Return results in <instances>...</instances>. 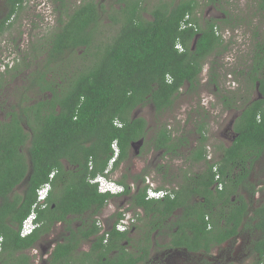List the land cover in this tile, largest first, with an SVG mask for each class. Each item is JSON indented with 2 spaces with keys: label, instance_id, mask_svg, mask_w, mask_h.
<instances>
[{
  "label": "trees",
  "instance_id": "obj_1",
  "mask_svg": "<svg viewBox=\"0 0 264 264\" xmlns=\"http://www.w3.org/2000/svg\"><path fill=\"white\" fill-rule=\"evenodd\" d=\"M24 1L1 2L0 37L14 26ZM55 1L59 2L55 9L59 27L48 30L47 47L42 48L41 43L33 47L38 52L45 50L44 62L30 71L29 83L20 86L12 100L0 102V264H31L29 255L14 253L31 247L39 232H48L55 222H63L70 230V222L80 219L84 209L93 207L94 214H100L109 199L124 195H129L130 206L140 208L145 216L171 215L177 233L185 228L204 233L210 222L205 217H212L213 207H217V220L210 223L218 234L221 219L222 229L238 226L248 213L247 202L242 194L232 201L230 194L237 193L240 186L255 190L249 174L264 154V43L257 45L254 60L243 71L242 94L227 90V96H222L223 107L237 108V113L232 123L233 139L227 145L216 146L221 150L219 160L207 158L210 150L204 115L197 122V143L186 150L185 160L206 166L200 172L183 174L172 198H146L148 185L138 183L139 178L144 180L143 172L134 177V189L133 184L120 179L122 193H101L90 180L106 170L114 142L119 154L112 169L130 158L132 144L139 141L142 147L149 144V149L184 156L180 152L187 145L184 134H176L164 123L147 138L146 119L133 113L146 105H151L155 112H163L183 89L186 93L197 91L207 60H211L209 82L218 85L219 75L213 62L232 41L216 34L220 24L214 18L202 22L196 16L201 0H110L107 7L101 0ZM228 1L206 3L218 5L229 16L223 24L234 28L236 25L230 23L234 19L232 13L223 8ZM257 1L263 3V8L264 0ZM107 9H113L109 18L119 24L110 40L101 37V20ZM77 49L80 53L75 52ZM69 55L77 63L70 72L60 73L51 66L56 60H67ZM15 63L4 73L17 75L19 60ZM2 77L0 71V89L5 81ZM252 89H257L261 97H242ZM242 98V104L235 107L233 104ZM52 172L56 191L47 198L45 209H37L42 225L37 232L21 237L18 229L13 228L15 220L21 224L28 216L37 200L38 188L50 179ZM216 175L223 188L215 186L217 194H213ZM21 183L25 187L18 193L14 188ZM254 211L264 233V204ZM120 215L119 211L115 213ZM99 231L95 225L85 232L86 236L97 234V258L93 261L83 252L84 264L111 262L107 252L115 245H104L105 235H99ZM113 233V239L126 237L116 229L109 231L110 235ZM75 237L71 230V237L55 246L48 263L82 264V257L75 255ZM117 250L122 252L124 246ZM255 250L260 260L264 259V245ZM116 264H133L131 255L118 256Z\"/></svg>",
  "mask_w": 264,
  "mask_h": 264
},
{
  "label": "rangeland",
  "instance_id": "obj_2",
  "mask_svg": "<svg viewBox=\"0 0 264 264\" xmlns=\"http://www.w3.org/2000/svg\"><path fill=\"white\" fill-rule=\"evenodd\" d=\"M2 1H0V4ZM109 1L101 0L104 7H107ZM261 4L263 3L257 0H229L226 4L223 3L225 10L236 15L233 22L230 23L237 25L234 27L237 30L233 31L232 27L225 25L227 30L226 35L232 40V43L230 49L224 51L222 55L218 56L219 59L213 62L214 66L216 65L217 67L219 75L218 85L215 86L209 82L211 60H207L200 75L197 91L186 93L185 89H183L178 97L175 98L172 106L163 112H155L151 105H146L134 111L133 115L144 117L148 123L147 138L153 134L160 124L164 123L175 130L176 134H184L187 145L180 150V152L185 153L184 156L169 153L164 154L162 150L149 149V144L147 146L145 144L142 147V144L140 145L138 142H135V147L130 152V158L109 172L111 180L119 182L120 179H123L126 183H135L134 177L143 172L158 186L178 187V184L182 183L181 176L183 174L188 172L191 174L203 170L206 166L203 162L192 164L190 161L185 160V157L187 154L186 150L194 147L197 143L198 133L196 132V126L198 120L203 119L204 115L207 116L205 118V122H207L205 132L208 150L213 154L215 160L220 159L221 150L218 147L231 142L230 133L228 132V135H226V130H228L229 124L233 123L234 114L237 112V108L231 110L223 107L224 98L222 96H227V90H234L238 94L241 93L240 88H236L243 85V71L250 67L249 64L252 62L250 57L255 48L254 45L264 43V7L260 9L259 6ZM58 5L59 2L55 0H25L19 10V16L14 26L0 37V64L2 60L3 62H7L8 65L19 60L20 64V71L17 75H12L9 72L3 73L2 78L5 81L0 89V102L4 101L8 103L7 101L12 100L15 95L14 93H17L19 87L29 83L28 77L30 71L38 63L44 62L43 60L46 56L45 50L38 52L37 50H33V47L39 43H41L42 48L47 47L45 46V40L49 36L48 30L57 21L58 13L56 7ZM111 10H106L101 20V37L105 40H110L114 37L119 28V24L109 18ZM197 11L200 14V20L203 19L204 15L206 17L220 16L221 12L220 9L211 8L207 4H201L197 8ZM145 15L148 16L147 13ZM254 27L256 28L253 29V31L255 30V34L252 32V28ZM255 40H257V43H255ZM75 52L80 53V50L77 49ZM33 56L36 57L33 59ZM51 66L56 68L60 73H67L71 69H74L77 63L75 60H72V55H69L67 60H56ZM234 80L237 82V86L239 85L238 87ZM253 92L254 89L250 90V97L253 96ZM245 96L247 95H243L242 97ZM249 96L247 97L249 98ZM242 102L243 98L233 105L239 107ZM253 177L258 178L257 180H264V173H256ZM259 189L262 190L263 187ZM16 191L22 193L21 190ZM129 207L133 208L130 206L128 196L111 198L100 214H97V219L109 225L114 221L117 211L129 209ZM127 213L131 215L130 211ZM147 217H151V215H144L142 218H139L138 223L142 224L143 221H148ZM59 230L56 228L54 233ZM38 257L39 254H36L33 259Z\"/></svg>",
  "mask_w": 264,
  "mask_h": 264
},
{
  "label": "flooded vegetation",
  "instance_id": "obj_3",
  "mask_svg": "<svg viewBox=\"0 0 264 264\" xmlns=\"http://www.w3.org/2000/svg\"><path fill=\"white\" fill-rule=\"evenodd\" d=\"M80 1L81 0H77L76 2L79 3ZM206 2L207 0H201L200 6L201 4H207ZM207 5L211 6V8L213 7L217 10L219 9L218 5ZM259 8L261 9L260 6ZM195 14L196 16L200 17L197 9ZM232 16L233 18H235L236 15L232 14ZM228 17L229 16H226L222 12H220V16L206 17L204 15L202 17V22L204 20H211L212 18H214L220 24V27H217L216 29V34L222 37L225 41H232L226 35L227 30L225 25L223 24V21H227ZM63 18L65 17L63 16ZM233 20L231 21L233 22ZM56 27H59L58 21H56L52 25L51 29L54 30ZM253 29L256 28H252V32L255 34V30L253 31ZM236 30L237 29L233 28V31ZM255 43H257V40H255ZM230 47L231 46H229L228 49H230ZM254 47L255 48L251 54L250 60H254L255 52L257 49H259L257 45H254ZM2 63L0 64V71L2 73L5 72V69L7 67L11 68L15 64L13 63L11 65L9 64V66H6L5 64H7V62H3V60ZM235 84L237 86L236 81ZM239 88H241V86L236 89ZM247 96H249V93ZM255 96L261 97L257 89L254 90L253 96L251 98ZM231 110H234V108H232ZM236 113L234 114L235 117ZM227 129L228 130H226V135H228L229 132L230 139L232 140L235 135L234 131L232 130V122L229 124ZM133 147H135L134 144H132V148ZM207 158L211 160L213 158V154L209 152ZM62 162L64 163L63 160ZM261 172L264 173V154L253 164L252 170L249 174V181L254 184L255 190L252 192L250 187L247 188L240 186V188L237 189V193L230 194V199L232 201H234L239 194L243 195L245 201L247 202L248 213L243 216L239 225L235 228L230 227L228 229H222L224 228V219H221L218 224L219 228L221 229V232L219 234L210 223L211 221L217 220V216L215 214L217 207L212 208V217L208 215L205 217V219L207 221L210 220V222L207 223L208 225L205 227V232L199 234L197 232H194L193 230H190L189 228H185V230L181 233L175 232L177 226H175L174 224L175 218H173L171 215L157 218L152 217L151 215V217H147L149 219L148 221H143V223L140 224L138 223V220L139 218H142L144 216L143 211L140 208L130 207L129 209L126 208L122 211L119 210V212H121V215L119 217L115 216L114 221L111 222V224L107 225L104 223V221L102 222L97 219V215L94 214L93 207H88L87 209H84L82 211L80 219L72 220L70 222V230H68L67 226L64 225L63 222H55L50 226L48 232H39L36 241L31 247H27L20 252H15L14 256H19L20 254L28 255L29 253L39 254V257L36 258L35 261H32L31 258V264H49L48 259L50 258L51 252L53 251L55 246L58 243H63L66 237L70 238L71 230H73L74 235H76L75 239L73 240L75 245V255L78 257H82L83 252H85L91 260L95 261L97 258V253L95 252L97 245V234L90 233L88 236H86L85 232L87 230H91L92 226L97 225L100 228L99 235H102L103 233L105 235L103 244L109 245L111 244V242H113V244L115 245L113 249H109V251L107 252L108 257L111 260V262L108 261L107 264H116L118 256L127 254L131 255L133 264H264V259L260 260L259 254L255 250L256 247H261L264 245V243H262V241L264 240V233H262L261 229L258 227L260 218L259 216L254 217V210L264 204V180H257L258 178L253 177L254 175H256V173ZM54 178L55 175L52 176L51 179H49L50 187L47 191V196L45 197V199L41 202H35L33 204L34 207H32V209L35 212V218L33 220L34 228L30 234L37 232L42 225V221L38 220L37 209L39 208V212L45 209V206L47 205V198L51 195V193H54L56 191V188L52 184ZM214 180L215 182L213 184L212 190L213 194H217V191H215L214 189L215 186H217L218 189H222L223 184L219 181V175H216ZM149 181H151V179H149V176H147V174L144 175L143 181L141 178L138 179V183L143 185H148ZM135 183L131 184L134 185ZM154 186L157 189H164L166 191H169V194L166 196H170L171 198L173 197V190L177 188L174 186L159 187L157 184H154ZM24 187V183H21L14 189L15 191L21 190V192H23ZM261 187H263L262 190L259 189ZM132 189H134V187ZM124 196L129 197V195ZM194 200H204V198H194ZM235 203H240V201L236 200ZM129 211L132 215H130V217L132 218L131 221L125 225L124 230H118L117 225L119 223V220L123 217L124 213H127ZM175 213H177V210L174 211V214ZM25 219L26 217L22 220L21 224H18V220H15V225L13 227L18 229L19 235L21 237L30 235H22V224ZM56 228L60 230L54 233V230ZM114 229L120 232H124L126 237L113 239L115 233L110 235L109 231ZM211 230L212 232H209ZM226 231L229 232L227 233ZM120 245L124 246V250L122 252H119L117 250ZM47 251L49 252L48 258L46 259L44 255ZM90 259L88 260L89 262H91ZM114 261H116V263ZM81 262L82 264H84L86 260L82 257Z\"/></svg>",
  "mask_w": 264,
  "mask_h": 264
},
{
  "label": "built area",
  "instance_id": "obj_4",
  "mask_svg": "<svg viewBox=\"0 0 264 264\" xmlns=\"http://www.w3.org/2000/svg\"><path fill=\"white\" fill-rule=\"evenodd\" d=\"M114 155L112 159L110 160V163H112L115 159V157L118 154V149L114 146ZM111 168L110 166L105 170V173L109 172V169ZM54 172H52L49 175V178L51 179L53 176ZM92 182H98L97 188L99 192L105 193V192H111L115 193L118 191L122 190V186L117 184L114 180H111L109 178H106L103 175H97L94 179H92ZM50 185L49 182H45L43 185H41L38 190H37V200L38 202H41L45 199L47 195V191L49 189ZM169 191H166L164 189H157L154 184L149 181L148 182V187H147V196L146 198L148 199H160L163 198L164 196L168 195ZM34 207V206H33ZM35 218V212L33 209H31V212L28 214L26 219L23 221L22 224V235L30 234L34 228L33 226V220ZM131 217L129 214L123 215V217L119 220V223L117 225L118 230L122 231L124 230V227L127 223L131 221Z\"/></svg>",
  "mask_w": 264,
  "mask_h": 264
},
{
  "label": "clouds",
  "instance_id": "obj_5",
  "mask_svg": "<svg viewBox=\"0 0 264 264\" xmlns=\"http://www.w3.org/2000/svg\"><path fill=\"white\" fill-rule=\"evenodd\" d=\"M176 47L177 48H179L180 49V46H179V44H176ZM114 146L118 149V153H119V148H118V146H117V144L114 142L113 144H112V149H113V154H112V157H113V155H114ZM117 156H118V154H117ZM117 156L115 157V159L117 158ZM112 157L110 158V160L112 159ZM115 159H114V161H115ZM110 160H109V162H108V166H107V168L110 166V164H111V168L109 169V172L111 171V169H112V165H113V163H114V161L112 162V163H110ZM106 168V169H107ZM109 172L108 173H105V171H104V173L103 174H98V175H103V176H105L106 178H109ZM95 178V177H94ZM93 178V179H94ZM110 179V178H109ZM91 182H92V179L90 180ZM46 182H49V180L48 181H46ZM45 183V182H44ZM43 183V184H44ZM92 183H96L97 185H98V182H92ZM117 184H119L120 186H122V190L121 191H118V192H115V193H111V192H105V193H110V194H119V193H122V191L124 190V187H123V185L121 184V183H119V182H116ZM42 184V185H43ZM50 185V184H49ZM102 193V192H101ZM47 196V195H46ZM36 202H38V200H36Z\"/></svg>",
  "mask_w": 264,
  "mask_h": 264
},
{
  "label": "crops",
  "instance_id": "obj_6",
  "mask_svg": "<svg viewBox=\"0 0 264 264\" xmlns=\"http://www.w3.org/2000/svg\"><path fill=\"white\" fill-rule=\"evenodd\" d=\"M48 252H49V251L45 252V255H44L46 259L48 258ZM28 255L30 256V258H32V261H35V259H33V257H34L36 254L29 253ZM33 264H35V263H33Z\"/></svg>",
  "mask_w": 264,
  "mask_h": 264
},
{
  "label": "water",
  "instance_id": "obj_7",
  "mask_svg": "<svg viewBox=\"0 0 264 264\" xmlns=\"http://www.w3.org/2000/svg\"><path fill=\"white\" fill-rule=\"evenodd\" d=\"M139 142H141V141H139ZM139 142H138V144H140Z\"/></svg>",
  "mask_w": 264,
  "mask_h": 264
}]
</instances>
